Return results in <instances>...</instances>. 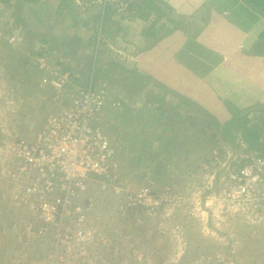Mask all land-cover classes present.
<instances>
[{"label":"rangeland","instance_id":"374dc122","mask_svg":"<svg viewBox=\"0 0 264 264\" xmlns=\"http://www.w3.org/2000/svg\"><path fill=\"white\" fill-rule=\"evenodd\" d=\"M25 1L0 0V145L32 140L50 114L71 113L72 97L89 88L93 60L100 70L93 85L99 90L108 85L122 100L118 108L105 110V122L97 123L114 143L118 168L115 176L88 180L87 191L76 201L79 210L50 219L32 210V198H14L17 191L23 195L15 181L0 178V264H264V202L240 192L234 178L244 167L241 160L252 161L259 150L247 151L239 137H210L215 128H206L202 112L204 108L223 122L230 114L222 100L246 105L264 94V57L247 54V40L256 37L264 17L249 10L257 15L253 21L241 9L231 15L227 39L236 41L242 30L250 35L238 39V50L227 60L221 54L219 82L209 84L201 67L188 74L180 69L181 58H189L180 51L187 39L212 41L213 25H227L224 13L212 17L199 6L202 0H184L187 10L174 0L165 7L155 0L167 16L156 22L155 35L145 33L158 15L152 12L143 19L147 0H106L116 11L101 34L94 17L105 0ZM130 2L141 6L131 9ZM225 4L232 6L233 0ZM208 24L212 35L205 34ZM171 32L180 35L171 38ZM154 36L165 44L141 60V68L138 55ZM46 47L49 62L39 57ZM56 59L71 66L61 68L68 74L60 88L48 83L54 79ZM149 60L156 67H149ZM37 62L46 68L38 70ZM234 70L241 75L236 81L229 79L237 76ZM204 81L210 89L203 88ZM217 88L220 95L213 97ZM192 92L200 97H190L196 106L180 97ZM259 114L254 111L250 117ZM151 184L164 198L160 207L126 204L130 193ZM251 201L257 208L250 207ZM79 211L86 214L82 224L77 222Z\"/></svg>","mask_w":264,"mask_h":264},{"label":"built area","instance_id":"2783aa9c","mask_svg":"<svg viewBox=\"0 0 264 264\" xmlns=\"http://www.w3.org/2000/svg\"><path fill=\"white\" fill-rule=\"evenodd\" d=\"M44 64L42 62L46 68ZM66 71L56 66L54 79L48 83L60 88L63 77L68 74ZM88 87L80 95L73 90L78 98L71 99V113L50 114L32 140L16 139L0 145V178L15 181L23 195L16 190L14 198H32V210L40 212L44 219L54 217L55 213H68V209L79 210L77 198L83 197L92 176L107 179L116 175L118 163L113 161L114 143L97 123L109 100L115 107L121 102L109 99L104 89L99 90L92 81ZM243 166L234 176L241 188L239 191L264 202V158L254 156ZM130 194L128 206L151 210L164 203L153 184ZM251 206L257 208L258 205L251 201ZM262 207L264 209V203ZM85 220L86 214L79 211L78 224Z\"/></svg>","mask_w":264,"mask_h":264},{"label":"trees","instance_id":"16d2710c","mask_svg":"<svg viewBox=\"0 0 264 264\" xmlns=\"http://www.w3.org/2000/svg\"><path fill=\"white\" fill-rule=\"evenodd\" d=\"M38 1L39 0H27L25 1V4L27 2L37 3ZM243 1L249 7H251L252 10H255L256 12L259 13V15L264 17V0H243ZM159 2L166 5V3L163 0H159ZM129 4H130L131 9H135L141 6V4L139 3L136 4L135 2H130ZM143 5L147 9V12L142 16L144 20H147L148 17L152 14V12H155L158 14L157 17L152 20V24H150V29L146 30L145 32L146 35H150V34L155 35L154 32H152V29L155 27L156 22L160 21V19L163 18V16H165V13L161 9V7L156 3L155 0L154 1L147 0V2H145ZM22 8H20V10H24V8L23 9ZM27 9L32 10V6L30 7L27 6L25 10ZM115 11H116L115 8L111 6L108 1L105 0V3L102 5V11H100V13H98L94 17L96 21L98 20L96 24V31H99L98 32L99 34H101L103 30L105 31L106 22L107 20L111 19V16L113 13H115ZM95 39L96 37H94L93 41ZM157 40H158L157 37L154 36L153 42L155 43ZM251 47H252L251 49H248L247 54L264 57V27L258 31L257 38ZM48 50H51V49H48ZM50 55L51 54L50 52L47 51V47H46L44 51L41 54H39V57H43L44 62H49ZM55 61H56L55 62L56 65L59 68H63L65 70L71 69V66L68 64H65V61L63 59H56ZM35 64L37 65L36 67L38 70H44L43 68H45V66L43 67L40 62H37ZM89 67H90L89 70H90L91 77H92L91 81L93 82V79L95 77L97 78V75H99L100 70L97 71L95 64H93V60L90 62ZM108 79L109 80L111 79V75L109 76ZM229 79L236 81L235 76L233 77L230 76ZM102 89H104L106 95L109 96V99L112 98L114 101L117 100L122 103V100L116 99L117 96H115V94L112 93L108 85L102 86ZM229 90H230V87H229ZM259 91L260 90H257V92ZM259 96L260 98H258V101H256L255 103H249L246 105H242V104L237 105L235 104L232 98L231 99L225 98L224 100H222L225 108L230 114V117L228 118V120L223 121V122L220 121L219 118H217V116H215L211 112L207 111L204 108L202 110V107H200L202 112L206 114L203 120L204 122H206V125H207L206 128L208 130L211 128H215L211 130L210 137H215L217 135H220L222 137H225L226 139L229 136V139H232V140L239 137L238 139H240L241 142L243 141L247 144L246 145L247 151L248 150H259L258 156L264 158V142H262V138L264 137V94L259 95ZM180 97L182 101H185L187 104L189 103L195 104L192 106H196V104H198L196 101H194L191 98H187L185 96L182 97L181 95ZM163 100L165 99L158 98L157 101H163ZM107 108L108 110H111L112 108H118V107L113 106L112 101L109 100L104 110H107ZM244 111H247V112L243 113ZM254 111H261V114L255 117H250V113ZM103 117L104 116H101L100 120H102ZM188 117H189V122L190 121L192 122L193 119L190 118L191 116L189 115ZM234 162L236 161L234 160L232 163ZM250 162H251L250 158L247 159L246 161L242 159L240 162V165L243 166V165L249 164ZM153 187H156V185L153 184Z\"/></svg>","mask_w":264,"mask_h":264},{"label":"crops","instance_id":"0c3cea01","mask_svg":"<svg viewBox=\"0 0 264 264\" xmlns=\"http://www.w3.org/2000/svg\"><path fill=\"white\" fill-rule=\"evenodd\" d=\"M163 1L166 3V5H164L163 3H160V4L165 7V6H168V4H169V2L171 0H163ZM225 1L226 0H202V1H199V3H198L199 6H202L203 8H207L206 10L211 12L212 17H214L215 14L218 15L220 13H222V14L224 13L222 15V17H223V19L227 20V23H226L227 25L226 26L224 25V27L222 25H220V24L213 25V26H215L216 36L214 37V39L212 41H206V40L202 39L200 36L196 37V38L192 37V38L187 39L186 42L183 43V45L181 46V49H180L182 54L184 53L182 55L183 57L187 58L189 56L188 60H186V61H184V59L181 58V65H180L181 72L184 73V70H185L187 72V73L185 72V74H188L189 72H191L193 67H194V69H195V66L198 67V68L201 67L200 68L201 69L200 72H201V74L203 76L207 75L206 77L209 80V84L210 83L218 84V82H219V79L217 78V75H216V72H217L216 69L220 66L219 64L222 61H224V60H222V58H223L222 55L224 57L228 56V57L225 58V60H227L229 57H231L232 53H234V52H236L238 50V47H239L238 43H240V41L238 39L242 40L241 39L242 37H244V36L248 37V35H250L249 33H247V30L246 31L242 30V31L239 32L241 38L240 37L238 39L236 38V41H233V42H231V41H229L227 39V37L231 36L230 35V29L232 28L231 24H230L231 15L233 13L238 12L239 11L238 9H241V11L246 12L247 15H249L251 19L253 18V21H255V18L257 17V15L254 16L253 13L251 12L252 9H250L246 5L242 4V2H239L241 0H233V5L232 6H229L228 4H225ZM174 2L177 4L176 6L181 8L182 10H187L189 8V6H187V2L184 1V0H174ZM226 9H228V11H226L227 15L225 14V10ZM221 10H223V11H221ZM249 10H251V11L249 12ZM150 16L148 17V19L150 18ZM206 16H208V15H206ZM164 17H167L166 13H165V16H163V18ZM163 18H161V19H163ZM206 18H209V17H206ZM262 18H263L262 16H261V18L259 17V19H262ZM218 23H219V21H218ZM228 24H229V27H228ZM258 24H259V22H258ZM258 24H256V25H258ZM251 25H253V24L251 23ZM256 25H254V26H256ZM263 27L264 26H261V28H258V29L260 30ZM212 28H213L212 25L208 24V26L204 29V30H206L205 34L212 35V30H211ZM256 28H257V26H256ZM251 29L253 30V27H251ZM251 29H249V30H251ZM258 31H257V33H258ZM250 33H251V31H250ZM175 35H180V34H175ZM175 35L172 32L170 34L171 38L175 37ZM256 38H257V35H256L255 38H251L250 37L247 40L248 42L249 41L251 42V43L249 42L250 47L252 46V44L254 43ZM151 42H152V45L147 47V48H145L144 50L142 49L143 51L138 55V60L137 61H138V64H139V66L141 68H142L141 60H146L147 58L151 57L152 56L151 55V51L152 50H157L158 51V49L161 47V44H165L162 41H156L155 43L153 41H151ZM215 47H217V49ZM215 49H216V51H215ZM217 50H219V52ZM201 55L210 57L209 61H207L206 59H203L201 57ZM169 58H170L169 62H172L173 58L171 59V56ZM214 59H217V64H215V65H213V60ZM210 61H212L211 64H209ZM148 66L149 67H156V62L153 63L152 60H149ZM177 66H178V64H177ZM237 71L238 70H234L233 71V73L235 75H237V76H235V80L239 79V77L241 76V75L238 74ZM242 80L244 81V79H242ZM201 82L203 83L202 80H201ZM165 83H166L167 86L171 87V85L167 82V80H166ZM246 83H249L250 85L252 84L251 82H246ZM202 86H203V88H205V90H207V88L210 89V86L207 85V83L205 81H204V84ZM214 92L216 94H213V97H215V96L217 97L219 95V93H220V89L217 88V90H215ZM195 94L196 93L192 92L187 97H189V98L190 97H194ZM198 97L199 96L196 94V97H195L196 101H198L197 100ZM103 121H105V120H102V123H103Z\"/></svg>","mask_w":264,"mask_h":264}]
</instances>
